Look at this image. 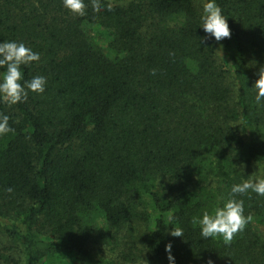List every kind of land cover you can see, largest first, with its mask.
Returning a JSON list of instances; mask_svg holds the SVG:
<instances>
[{"label": "trees", "instance_id": "16d2710c", "mask_svg": "<svg viewBox=\"0 0 264 264\" xmlns=\"http://www.w3.org/2000/svg\"><path fill=\"white\" fill-rule=\"evenodd\" d=\"M204 2L85 0L81 17L62 0H0V41L40 53L24 79H47L0 102L15 129L0 137V264H169V242L175 264H264V196H237L252 220L231 244L192 223L264 177V0H217L219 42Z\"/></svg>", "mask_w": 264, "mask_h": 264}, {"label": "clouds", "instance_id": "9594fccd", "mask_svg": "<svg viewBox=\"0 0 264 264\" xmlns=\"http://www.w3.org/2000/svg\"><path fill=\"white\" fill-rule=\"evenodd\" d=\"M62 5L74 15H86L85 0H62ZM93 11H100L104 6L107 10H112V4H102V0H91ZM201 27L207 38L219 42L231 37V30L228 24V17L223 14V10L217 0H205L202 4ZM171 55V53H170ZM40 61V53L23 42L16 40L0 41V68L5 71L0 74V102L7 105L24 103L28 99V92L43 94L46 89L47 79L44 76L36 75L30 80L24 79L22 66L26 67L33 62ZM152 75L156 70H152ZM258 79L253 87L255 89V102L257 105H264V67L258 72ZM10 117L0 112V137L15 131L9 124ZM215 187V183L212 185ZM6 192L12 193L13 189L8 187ZM255 193L264 196V177L254 176L250 179L234 183L223 203H218L211 212L205 210L201 216L193 217L192 223L199 226L202 238L222 237L225 244H231L234 236L242 232L252 220L250 214H245L244 201L237 196ZM172 237H183L182 228H173L169 233ZM165 252L169 264H175V257L172 254V244L165 245ZM208 264H212L209 260Z\"/></svg>", "mask_w": 264, "mask_h": 264}, {"label": "rangeland", "instance_id": "374dc122", "mask_svg": "<svg viewBox=\"0 0 264 264\" xmlns=\"http://www.w3.org/2000/svg\"><path fill=\"white\" fill-rule=\"evenodd\" d=\"M91 38L94 40L95 44L101 48L102 50H104L105 54L109 57L112 56L111 51L108 49V36L104 37V34L102 33L101 30H91ZM218 57L220 59V61H222V53L219 51Z\"/></svg>", "mask_w": 264, "mask_h": 264}]
</instances>
